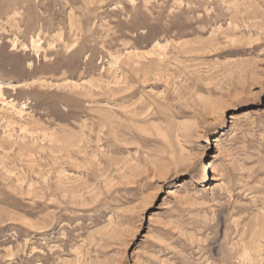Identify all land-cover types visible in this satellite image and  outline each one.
Listing matches in <instances>:
<instances>
[{"label": "rangeland", "instance_id": "rangeland-1", "mask_svg": "<svg viewBox=\"0 0 264 264\" xmlns=\"http://www.w3.org/2000/svg\"><path fill=\"white\" fill-rule=\"evenodd\" d=\"M0 264H264V0H0Z\"/></svg>", "mask_w": 264, "mask_h": 264}, {"label": "bare ground", "instance_id": "bare-ground-1", "mask_svg": "<svg viewBox=\"0 0 264 264\" xmlns=\"http://www.w3.org/2000/svg\"><path fill=\"white\" fill-rule=\"evenodd\" d=\"M37 46V45H36ZM224 134V133H223ZM220 139L219 138H216V141H219Z\"/></svg>", "mask_w": 264, "mask_h": 264}]
</instances>
